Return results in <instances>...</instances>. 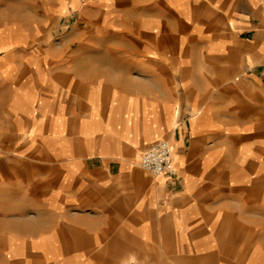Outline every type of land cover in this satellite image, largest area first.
Listing matches in <instances>:
<instances>
[{
    "label": "crops",
    "instance_id": "crops-1",
    "mask_svg": "<svg viewBox=\"0 0 264 264\" xmlns=\"http://www.w3.org/2000/svg\"><path fill=\"white\" fill-rule=\"evenodd\" d=\"M0 264H264V0H0Z\"/></svg>",
    "mask_w": 264,
    "mask_h": 264
},
{
    "label": "built area",
    "instance_id": "built-area-1",
    "mask_svg": "<svg viewBox=\"0 0 264 264\" xmlns=\"http://www.w3.org/2000/svg\"><path fill=\"white\" fill-rule=\"evenodd\" d=\"M141 167L154 176L175 173L173 149L168 140L161 139L153 143L141 156Z\"/></svg>",
    "mask_w": 264,
    "mask_h": 264
},
{
    "label": "rangeland",
    "instance_id": "rangeland-1",
    "mask_svg": "<svg viewBox=\"0 0 264 264\" xmlns=\"http://www.w3.org/2000/svg\"><path fill=\"white\" fill-rule=\"evenodd\" d=\"M68 31L71 29V27L66 28Z\"/></svg>",
    "mask_w": 264,
    "mask_h": 264
}]
</instances>
